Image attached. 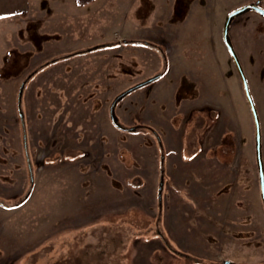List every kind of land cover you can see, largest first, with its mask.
<instances>
[{"label":"rangeland","instance_id":"1","mask_svg":"<svg viewBox=\"0 0 264 264\" xmlns=\"http://www.w3.org/2000/svg\"><path fill=\"white\" fill-rule=\"evenodd\" d=\"M251 2L0 0V264H264Z\"/></svg>","mask_w":264,"mask_h":264},{"label":"water","instance_id":"2","mask_svg":"<svg viewBox=\"0 0 264 264\" xmlns=\"http://www.w3.org/2000/svg\"><path fill=\"white\" fill-rule=\"evenodd\" d=\"M249 10H254L256 12H258L260 15H262L264 17V9L262 7H260L257 3H249L246 4L242 7H238L232 11H230L228 14L225 15L224 17V22L222 25V39L226 45V48L228 50V52L230 53L232 60L236 66L237 72L240 76L241 82H242V86H243V90H244V94L247 100V103L249 105L251 114H252V118L254 121V129H255V158H256V164H257V171H258V181H259V192H260V197H261V201H262V205L264 208V166H263V160H262V149H261V133H260V126H259V118H258V113L253 101V98L250 94L249 91V87L247 84V80L246 77L244 75L243 69L241 67L240 61L237 57V54L233 48L230 36H229V28H230V24L232 22V20L246 12ZM157 76H153L150 78H147L144 81H141L129 88H127L125 91L121 92L117 97H115V99L112 101V106L114 105L115 101L120 98L121 96L125 95L126 92L139 87L145 83L151 82L152 80H154ZM111 118L113 121H115V117L113 112L111 113ZM222 264H239V263H235L229 260H223Z\"/></svg>","mask_w":264,"mask_h":264},{"label":"crops","instance_id":"3","mask_svg":"<svg viewBox=\"0 0 264 264\" xmlns=\"http://www.w3.org/2000/svg\"><path fill=\"white\" fill-rule=\"evenodd\" d=\"M148 66V65H147ZM149 74H148V69H147V67H146V69L142 72V75L140 76V81H142V80H144V79H146V77L148 76ZM156 80H158L157 82H159V81H161V79H156ZM153 82H155V81H153ZM152 83V82H151ZM151 83H149V84H151ZM149 84H148V86H149ZM154 89V88H153ZM153 91H155V90H152L151 91V93H152V97H153V99H155L154 97V95H153ZM151 100V99H150ZM157 104H155L154 102H147L146 104H145V107L147 108V110H146V113H147V117H149V118H151V119H154L155 117H156V113H158L157 111H158V106H156ZM167 105V104H166ZM143 111V115L145 116V112H144V110H142ZM112 112H114V107H113V109H112ZM190 144H194V143H191L190 142ZM196 144H194L193 145V148L191 149V151H190V153L192 154L193 152H194V146H195ZM184 147V146H183ZM190 154V155H191ZM205 159H208V158H205ZM216 159L218 160V161H223V160H220L218 157H216ZM201 162V161H200ZM198 170V169H197Z\"/></svg>","mask_w":264,"mask_h":264},{"label":"flooded vegetation","instance_id":"4","mask_svg":"<svg viewBox=\"0 0 264 264\" xmlns=\"http://www.w3.org/2000/svg\"><path fill=\"white\" fill-rule=\"evenodd\" d=\"M260 2H261V0H254V2H251V3H257L260 7H261V5H260ZM249 4V3H248ZM250 11V10H249ZM254 11V10H253ZM247 12V11H246ZM258 13V12H257ZM99 47H102V46H97V47H95L94 49H96V48H99ZM136 84V83H135ZM20 90V89H19ZM18 99H19V94H18ZM114 100V99H113ZM112 100V101H113ZM112 101H111V103H110V105H109V117H110V119H111V121H113L112 120V118H111V113H112V109H113V107H115V104H116V102H117V100L115 101V103H114V105L112 106ZM116 122V121H115ZM162 158V157H161ZM263 160V159H262ZM264 166V165H263Z\"/></svg>","mask_w":264,"mask_h":264},{"label":"trees","instance_id":"5","mask_svg":"<svg viewBox=\"0 0 264 264\" xmlns=\"http://www.w3.org/2000/svg\"><path fill=\"white\" fill-rule=\"evenodd\" d=\"M91 0H77V2L79 3V4H86V3H89ZM55 59H53L52 61H54ZM51 61V62H52Z\"/></svg>","mask_w":264,"mask_h":264}]
</instances>
